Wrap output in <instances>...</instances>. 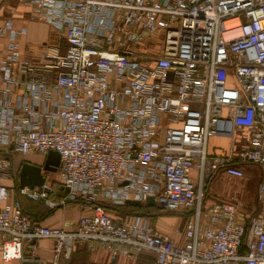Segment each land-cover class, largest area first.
<instances>
[{
	"label": "built area",
	"instance_id": "built-area-1",
	"mask_svg": "<svg viewBox=\"0 0 264 264\" xmlns=\"http://www.w3.org/2000/svg\"><path fill=\"white\" fill-rule=\"evenodd\" d=\"M19 1L52 37L40 60H28V28L14 17L0 26V238L31 251L51 238L54 264L78 244L131 258L151 251L155 264H264V211L245 220L238 197L208 207L205 192L219 171L244 179L253 164L264 202V0ZM216 135H239L237 156L210 154ZM52 150L68 188L60 201L45 174L42 187L4 182L16 177V154ZM15 191L90 212L74 230L45 227L9 201ZM151 197L190 212L184 242L148 215L114 218L108 208Z\"/></svg>",
	"mask_w": 264,
	"mask_h": 264
},
{
	"label": "crops",
	"instance_id": "crops-1",
	"mask_svg": "<svg viewBox=\"0 0 264 264\" xmlns=\"http://www.w3.org/2000/svg\"><path fill=\"white\" fill-rule=\"evenodd\" d=\"M12 10L14 13L12 14ZM33 8L27 3L20 2L19 0H0V26L8 18L14 17V22L18 27H27V33L21 37V49L23 57L28 60L38 61L44 52V45L48 39L52 37V27L44 21L36 20L32 17L31 13ZM40 24L45 30L46 34L44 38L37 39L34 34L36 33L34 25ZM42 41H45L41 44ZM41 44V45H40ZM235 138L226 135H216L209 140L208 151L213 155H226L235 157L239 153L240 147L235 144ZM32 156V155H29ZM29 156H22L21 154L15 155V161L13 166L14 179H6L4 182L9 185H20V171L23 165V161H29L34 164H43L45 155H42L41 161L35 162L28 159ZM250 166V165H248ZM247 166V167H248ZM253 171H250L251 175L246 178H254L260 174V181L262 179V170L258 166L253 167ZM48 171H43L46 175ZM255 174V175H254ZM193 177L196 183L199 184L200 172L193 171ZM47 179V177H46ZM245 179V178H244ZM260 183V182H259ZM214 187L215 192L209 194V191ZM205 188L207 189L206 204L208 207L212 205L214 201L219 200H231L234 197H238L243 202L242 215L243 219H248L249 213L254 210V206H246V202L242 197L247 191L242 179L228 175L223 170L219 171L212 179L206 182ZM65 195V190L60 188ZM258 192V191H257ZM51 198L52 195H51ZM20 199L24 208L31 211L32 215H29L33 223L40 224L45 227H59L64 228L67 231L74 230L83 214L90 211L84 210L78 206H60L55 209L44 206L34 207L32 202L43 200H33L28 197L20 196L17 191L12 192L9 197L10 202H14ZM68 206V207H67ZM47 211V214H43ZM51 211V213H50ZM114 218L121 215H114L115 211L110 210ZM43 212V213H42ZM118 213V212H117ZM120 213V212H119ZM144 215H129L133 220H140ZM191 215H165L159 216L157 221L154 222L151 217L152 224L161 232L166 233L177 242H184L185 230L187 221ZM211 225L209 215H201L200 228H206ZM54 240L51 238H42L35 242V248L31 251L29 249L21 248L19 245L6 243L0 238V264H54L53 255ZM64 264H155V254L151 251H144L139 253L134 258L119 254L114 256L107 249L99 248L96 251H90L87 246L78 244L72 251L70 257Z\"/></svg>",
	"mask_w": 264,
	"mask_h": 264
},
{
	"label": "rangeland",
	"instance_id": "rangeland-1",
	"mask_svg": "<svg viewBox=\"0 0 264 264\" xmlns=\"http://www.w3.org/2000/svg\"><path fill=\"white\" fill-rule=\"evenodd\" d=\"M33 28H35V30H36V33L34 34V36H36L37 39L44 38V36L46 34V30H45V28L42 25L36 24V25L33 26ZM43 42H45V41H42L41 44ZM234 138L236 140L235 141L236 147L237 146L241 147L242 140L239 138V135L237 137L235 136ZM42 155L43 154H34V155L29 156L27 158L28 159L30 158V160H33L35 162H42L41 161ZM247 166H245V170H246L247 176L249 177L251 175L250 171L254 170L252 168V166L256 167V165L250 164V166H248V167ZM46 177H47V180L49 181L50 186L54 190V193L51 194L52 197L56 198L57 201H60V199L62 198V195L64 193L62 191H60V188H59V185H60V174H59L58 170L56 172L48 171L46 173ZM242 180H243V182L245 184V188L247 190L244 193V195L242 196L244 198L245 202H246V206L249 207L251 205V206L255 207L254 210L258 209L259 211H264V202H262V200H260L258 198V192H257L258 191V185H259V182H260V174H258L257 177L250 178V179L249 178H245V179H242ZM205 192L207 193V189L206 188H205ZM214 192H215V189H214V187H212V189L209 191V194H213ZM32 204H33L34 207H41L42 209H44V206L47 207L45 201H41L40 203L32 202ZM66 205H68V206H78V207L81 208V205L78 202H70V203H66L64 205L60 204V205H58L56 207H50V206L49 207L51 209H55L57 207L66 206ZM50 208L47 207V210L50 209ZM147 208L148 207L143 208V211L155 214V215H151V219L154 222L157 221L159 216H165V215H187L188 213H190L189 211H187V209L186 210H179V211H167V210H164V209H162L160 207H156V208H153V209H151V208L147 209ZM249 208H251V207H249ZM121 211H123V210H121ZM123 212H125V211H123ZM115 214L118 215L119 213L115 212L114 215Z\"/></svg>",
	"mask_w": 264,
	"mask_h": 264
},
{
	"label": "water",
	"instance_id": "water-1",
	"mask_svg": "<svg viewBox=\"0 0 264 264\" xmlns=\"http://www.w3.org/2000/svg\"><path fill=\"white\" fill-rule=\"evenodd\" d=\"M61 164L60 155L57 151H50L46 156L43 164H34L29 161H25L20 171V185L29 186L30 188L42 187L45 183V176L43 171L56 172ZM68 191V188L65 187ZM149 205H156V200L151 197L148 201ZM128 204L140 206L139 201H128Z\"/></svg>",
	"mask_w": 264,
	"mask_h": 264
},
{
	"label": "trees",
	"instance_id": "trees-1",
	"mask_svg": "<svg viewBox=\"0 0 264 264\" xmlns=\"http://www.w3.org/2000/svg\"><path fill=\"white\" fill-rule=\"evenodd\" d=\"M59 188H60V185H59ZM36 202H38V203H40L41 201H36ZM24 206V205H23ZM146 207H148L147 209H153V208H156L157 206H153V205H140V206H136V205H131V204H127V205H124V206H116V205H108V208L110 209V210H113V211H115V212H120L121 210H123V211H125V212H123V211H121L120 213H129V214H138V215H140V214H143V215H148V216H150L151 217V215H155V214H152V213H150V212H145V211H143V208H146ZM25 209V211L29 214V215H32V213H31V211L30 210H28V209H26V208H24ZM43 213V212H42ZM50 213H51V211H50ZM43 214H47V211L46 212H44Z\"/></svg>",
	"mask_w": 264,
	"mask_h": 264
},
{
	"label": "flooded vegetation",
	"instance_id": "flooded-vegetation-1",
	"mask_svg": "<svg viewBox=\"0 0 264 264\" xmlns=\"http://www.w3.org/2000/svg\"><path fill=\"white\" fill-rule=\"evenodd\" d=\"M23 163H24V161H23Z\"/></svg>",
	"mask_w": 264,
	"mask_h": 264
}]
</instances>
